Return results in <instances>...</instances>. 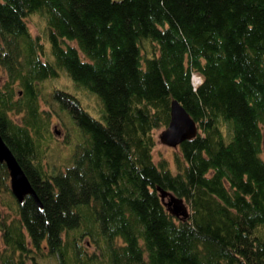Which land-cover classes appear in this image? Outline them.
I'll return each mask as SVG.
<instances>
[{"label": "trees", "instance_id": "1", "mask_svg": "<svg viewBox=\"0 0 264 264\" xmlns=\"http://www.w3.org/2000/svg\"><path fill=\"white\" fill-rule=\"evenodd\" d=\"M59 70L101 106L51 88L82 137L50 168ZM0 72V134L41 201L0 162V264H264V0H0ZM172 98L196 132L171 168L151 149Z\"/></svg>", "mask_w": 264, "mask_h": 264}, {"label": "rangeland", "instance_id": "2", "mask_svg": "<svg viewBox=\"0 0 264 264\" xmlns=\"http://www.w3.org/2000/svg\"><path fill=\"white\" fill-rule=\"evenodd\" d=\"M29 28L31 32L35 33L37 31L36 22L29 21ZM149 44L148 42L142 41V52L148 54ZM2 72H0L1 78ZM193 76V75H192ZM195 76H193L194 78ZM1 81V80H0ZM44 95L47 97V102L40 100L41 108L50 110V118L48 125V134L50 135L49 142H47V150L45 155V160L47 166L52 168L53 166H64L70 162L71 154L75 143L80 140L82 133L80 129L75 125L70 116L65 109L59 110L58 105L55 101L50 99L48 92L51 88H61L66 91L73 93L79 100L81 105L88 109L93 115L99 114L100 102L92 94L89 93L83 87L75 85L68 76L61 70L58 71L57 76L54 78H48L43 81ZM57 111V115L53 112ZM163 127H157L152 130V135L154 137V145L151 149L152 159L155 161L160 157L167 160L168 165L172 168V152L176 149L175 147L168 146L159 141L157 135ZM65 132L67 134L66 140L63 141ZM262 132V146L260 154L264 157V125H261ZM11 200L8 194L0 195V214L10 212L9 208L4 204ZM87 251L91 250V245L85 244ZM42 264H55L53 257H48L42 261Z\"/></svg>", "mask_w": 264, "mask_h": 264}, {"label": "water", "instance_id": "3", "mask_svg": "<svg viewBox=\"0 0 264 264\" xmlns=\"http://www.w3.org/2000/svg\"><path fill=\"white\" fill-rule=\"evenodd\" d=\"M196 132V125L181 104L174 98L169 100L168 120L166 125L159 131V141L171 147H175L181 140L190 138ZM0 162H3L8 170L9 186L17 201H22L29 194L38 205L41 201L36 191L28 180L22 167L18 163L13 152L7 146L0 134ZM159 197L163 201L166 210L173 216L184 219L188 216L187 206L182 198L171 192L158 189Z\"/></svg>", "mask_w": 264, "mask_h": 264}]
</instances>
